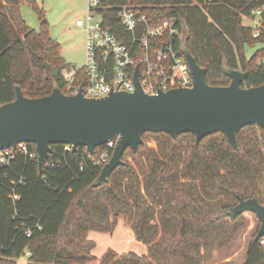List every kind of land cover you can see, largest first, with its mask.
I'll return each instance as SVG.
<instances>
[{
	"label": "trees",
	"instance_id": "1",
	"mask_svg": "<svg viewBox=\"0 0 264 264\" xmlns=\"http://www.w3.org/2000/svg\"><path fill=\"white\" fill-rule=\"evenodd\" d=\"M22 2L34 9L38 30L17 15ZM102 5L103 25L121 40L128 34L116 17L118 7L140 6L152 26L174 19L180 29L177 42L186 39L210 85L229 84L224 64L247 73L244 87L264 83V48L247 55L248 48L264 43V0H102ZM257 9L258 25H243V17L256 20ZM71 66L35 0H0V105L15 99L17 86L29 98L49 95L54 86L70 94L61 74ZM81 84L83 73L73 83ZM142 137L144 143L135 152L127 148L122 164L99 186L93 182L102 166L93 160L104 145L90 155L84 146L71 151L70 145L53 144L41 172L34 144L27 143L34 157L15 150L8 164H0V264H16L25 253L27 264H86L97 259L88 233H111L118 218L147 251L107 249L99 264H207L214 248L228 247L244 221L242 214L231 219L223 211L239 197L264 204V129L241 128L238 149L221 132L197 144L192 133L174 138L145 132ZM258 229L244 260L224 264H264V237L255 239Z\"/></svg>",
	"mask_w": 264,
	"mask_h": 264
},
{
	"label": "water",
	"instance_id": "2",
	"mask_svg": "<svg viewBox=\"0 0 264 264\" xmlns=\"http://www.w3.org/2000/svg\"><path fill=\"white\" fill-rule=\"evenodd\" d=\"M181 52L192 78L191 87L145 93L137 67L132 92L111 90L102 97H85L82 86L73 94L54 86L49 95L29 98L17 86L15 99L0 105V150L15 149L19 143L34 144L41 172L53 144L70 145L71 151L84 146L93 155L96 147L115 140L108 162L93 182L99 186L122 164L127 148L135 152L144 143L145 132H166L174 138L192 133L196 144L213 132H221L238 149L241 128L258 125L264 129V83L244 87L247 73L224 64L229 84L210 85L205 80L206 68L190 53L186 39ZM246 212L260 223L255 239L264 237V204L256 198L239 197L223 214L234 219Z\"/></svg>",
	"mask_w": 264,
	"mask_h": 264
},
{
	"label": "built area",
	"instance_id": "3",
	"mask_svg": "<svg viewBox=\"0 0 264 264\" xmlns=\"http://www.w3.org/2000/svg\"><path fill=\"white\" fill-rule=\"evenodd\" d=\"M85 1L86 17L75 21V25L83 27L85 32V63L81 67L64 69L61 74L68 83L70 94L76 93L80 86L85 97H102L111 90L132 92L135 88L133 75L136 67L145 93L191 87L192 78L181 52L183 42H177L180 29L174 19L152 26L140 6L118 7L116 17L124 33L128 34L127 40H121L103 25L102 11L106 8L102 0ZM260 12V9L253 11L257 25ZM253 35L257 36L258 31L255 30ZM81 73L84 74L85 84L75 87L73 83ZM114 145L115 140L107 142L93 163L98 166L107 163ZM15 150L34 157L27 143H19L15 149L0 150V164H8Z\"/></svg>",
	"mask_w": 264,
	"mask_h": 264
},
{
	"label": "rangeland",
	"instance_id": "4",
	"mask_svg": "<svg viewBox=\"0 0 264 264\" xmlns=\"http://www.w3.org/2000/svg\"><path fill=\"white\" fill-rule=\"evenodd\" d=\"M39 6L45 10V16L49 22V34L61 45L63 57L70 64L81 67L86 59V45L84 28L75 25L76 19H85V0H35ZM16 13L29 26L39 29V19L34 9L27 3L22 2L17 6ZM10 17L12 14L6 10ZM243 25L255 26L256 22L243 17ZM257 48H264V43L256 44L253 48L247 49V55ZM264 64V57L261 59ZM262 184V183H261ZM261 189H264V181ZM244 228L231 241L228 247L223 249H213L207 260V264H224L226 261L240 263L245 256L246 245L251 235L256 232L260 224L252 213H244Z\"/></svg>",
	"mask_w": 264,
	"mask_h": 264
},
{
	"label": "crops",
	"instance_id": "5",
	"mask_svg": "<svg viewBox=\"0 0 264 264\" xmlns=\"http://www.w3.org/2000/svg\"><path fill=\"white\" fill-rule=\"evenodd\" d=\"M88 238L95 242V248L92 253L97 259L86 264H99L98 259L107 249H113L118 253L132 251L139 255L147 251L146 246L136 240L133 231L124 223L122 218H118L116 227L111 233L90 231ZM27 255L25 253L17 259L16 264H27Z\"/></svg>",
	"mask_w": 264,
	"mask_h": 264
}]
</instances>
